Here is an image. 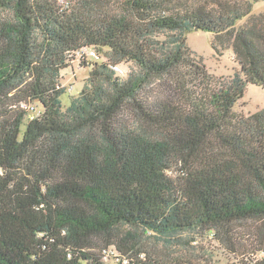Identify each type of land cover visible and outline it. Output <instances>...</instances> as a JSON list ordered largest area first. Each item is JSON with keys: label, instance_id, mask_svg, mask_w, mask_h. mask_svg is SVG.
Returning <instances> with one entry per match:
<instances>
[{"label": "trees", "instance_id": "obj_1", "mask_svg": "<svg viewBox=\"0 0 264 264\" xmlns=\"http://www.w3.org/2000/svg\"><path fill=\"white\" fill-rule=\"evenodd\" d=\"M213 1L128 0L130 23L96 0H0V264H194L141 248L193 231L264 264V245L231 238L235 223L264 225V109L233 113L247 84L264 89V19L236 28L252 4ZM190 30L231 40L239 72L198 88L211 74ZM89 50L99 58L63 106L60 69ZM156 79L165 92L147 91Z\"/></svg>", "mask_w": 264, "mask_h": 264}, {"label": "rangeland", "instance_id": "obj_2", "mask_svg": "<svg viewBox=\"0 0 264 264\" xmlns=\"http://www.w3.org/2000/svg\"><path fill=\"white\" fill-rule=\"evenodd\" d=\"M69 1L71 7L78 4V0ZM218 1H222L225 5L239 4L244 6L247 2L252 4L251 13L242 20L237 21L236 28L258 19L259 16L264 19V0ZM95 3L94 11L107 10L130 23L134 21L128 0H96ZM194 3L199 4V0H178L172 7L182 11L186 9L188 4ZM201 3L208 8L220 6L213 0H202ZM0 15L3 18H9L10 12L1 10ZM226 38L221 37L218 39L212 33L202 30H190L186 33V44L191 50L190 55L194 56V58H199L207 72L211 74V81L208 84L202 83L201 79H196L195 84L198 88L214 87L230 80L235 73L239 72L240 66L231 48V40ZM214 44L217 49L213 47ZM88 52L86 51V53ZM101 55H105L104 51ZM89 59L90 57L86 56L84 60L86 63L82 64V59L77 58L71 65L60 69V83L68 88L60 97L63 106L68 105L71 97L78 95L87 82L86 78L90 69V66L87 65ZM121 66L125 72L133 68L131 63H124ZM187 69L183 68V70ZM163 86L167 87L164 82L156 79L146 89L148 92L154 89L163 90ZM167 92H171V89H167ZM262 109H264V89L254 84H247L243 97L233 106V113L237 116L246 117ZM121 229L127 228L121 227ZM231 238L235 247L245 251L247 249L253 250V246L256 248L264 245V225L259 226V222L255 220L235 223L232 226ZM141 248L150 258L164 260L181 258L190 260L194 264H239L241 262L239 257L242 256L240 252L237 254L232 253L227 245L216 240L211 233L205 234L198 231L183 232L175 239L169 241L153 237L151 234L144 235L141 240ZM103 259L105 262H110L112 255L107 253Z\"/></svg>", "mask_w": 264, "mask_h": 264}, {"label": "built area", "instance_id": "obj_3", "mask_svg": "<svg viewBox=\"0 0 264 264\" xmlns=\"http://www.w3.org/2000/svg\"><path fill=\"white\" fill-rule=\"evenodd\" d=\"M86 56H88V57H90L92 59H98L99 58L98 53L96 51H94V50H89V52L86 53ZM114 69L120 74L125 73L124 69L121 66H117L116 65V66H114Z\"/></svg>", "mask_w": 264, "mask_h": 264}]
</instances>
